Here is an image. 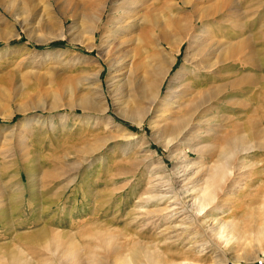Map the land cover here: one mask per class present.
I'll return each instance as SVG.
<instances>
[{"label":"rangeland","instance_id":"obj_1","mask_svg":"<svg viewBox=\"0 0 264 264\" xmlns=\"http://www.w3.org/2000/svg\"><path fill=\"white\" fill-rule=\"evenodd\" d=\"M99 1L106 6L101 21L92 10L97 0H0L11 5H0V247L30 239L33 250L24 249L31 264H98L103 234L114 236L108 250L134 240L147 245V211L165 205L147 202L148 191L204 187L223 161L225 136L245 135L240 148L251 150L223 161L235 169L227 185L239 195L230 203L236 210L222 216V234L178 245L168 260L209 264L214 246L224 264H264V0ZM106 30L112 35L103 42ZM188 35L195 41L180 44ZM120 56L130 82L124 73L109 86V63ZM174 59L162 103L183 84L185 102L214 93L190 138L179 140L160 125L175 124V111L142 117L146 101L131 85L133 76L149 68L152 78ZM200 61V72L189 71ZM182 66L181 79L174 74ZM83 96L96 109L83 112ZM258 127L263 135H252ZM262 189L255 205L241 197ZM44 226L64 234V243L46 247L42 234L28 239Z\"/></svg>","mask_w":264,"mask_h":264},{"label":"bare ground","instance_id":"obj_2","mask_svg":"<svg viewBox=\"0 0 264 264\" xmlns=\"http://www.w3.org/2000/svg\"><path fill=\"white\" fill-rule=\"evenodd\" d=\"M229 1L231 0H224L223 2L226 4V3H230ZM97 2L98 3H93L92 10L93 12H96V13L100 11L98 18L97 19L95 18V19L98 21H101L102 13L104 12L106 6L105 4L103 5L102 4L103 2L101 3V1L99 0H97ZM182 3L187 4L188 2L182 1ZM0 5L6 10H8L7 7L10 4L4 5L1 3ZM132 7L133 6H131V8ZM194 8H196V6ZM122 10L123 11L127 10L125 11V13L129 14L131 13L132 9L129 10L125 6L124 8L122 7ZM89 17H91L90 14H89ZM60 22H62V20ZM60 24H61V27H60L59 36H63L64 34L63 33L64 32L63 23H60ZM130 25L131 26L135 25V22L132 24H129V26ZM180 25L182 26V22ZM120 31H123V30H119L117 28V30H114L113 32L120 33ZM180 31H181V28H180ZM106 32H108V30H106L104 35L102 36L103 42L109 41L108 36L112 35L111 33L107 34ZM196 35H188L185 38V40H182L180 42V44L183 43L184 41H187L189 44L194 42ZM39 41L41 40H38V42ZM240 43H243V41H241ZM247 45H250V44H247ZM248 48L250 47L248 46ZM177 51L179 50H176V52ZM125 61H127L126 56H120V57H116L115 60H112L109 63V72H110V78H111L110 80H112L109 83V86L110 85L117 86L119 82L123 80L122 76L124 73H127L125 80L128 81L131 79V78L129 79V75H130L129 70L123 69L125 65ZM202 61H200L199 63L192 64V67H190L189 71H192L193 74L194 73L197 74L198 72H200L201 69L204 67L203 65H201ZM174 62H175V59L172 60L170 64L168 63V67L166 68V70L164 69L163 72L158 73V75L152 78H148V75L150 76L152 73L149 70V68H147L148 70H146L142 78L141 76L132 77L131 85H132V90L134 91L135 95L143 99V101L144 100L146 101V108L145 110H142L144 111L142 117L145 118L148 113L153 111L154 114H156L155 116H157L159 119L160 117H162L165 110L170 111L172 109L173 112L175 111V114H174L175 124L170 125V124H167L161 121L160 125H161L162 133H167L171 139L179 140L180 138L189 137V133H191V131L197 126L196 123L199 122V121L196 122V120H199V118L196 119V115L198 111L202 109L204 105L208 107L206 111L210 108L208 105H210L211 103L210 100L213 97L214 93L213 91L209 92L206 98L201 103H198V104L196 101L194 102L193 99H188V101L185 102L181 100L182 99L181 95L186 94L185 92L187 91L188 87H187V84H183L182 86H176L173 88L171 87L170 96L168 95V99H166V101L162 103L161 102L162 100H159L161 99L159 97L161 95V89L164 84L163 76L170 70ZM138 65L140 68V64ZM147 65L146 67H148ZM209 66H211V64H209ZM184 69L185 67L182 66L179 70L175 72L174 76L177 78L180 77L182 79L181 75ZM137 100L139 99L137 98ZM97 104L98 103L92 100L89 96H83L82 99L78 103V107H80L83 110V112H86L87 109L89 110L96 109ZM103 110H105V108H103ZM131 117H130V120L132 123L136 125L142 124L141 120L136 119V118H131ZM154 122H155L154 120L150 122L152 124V127L159 124L158 122L157 124H154ZM261 130L259 129L257 131H250V133H252V135L262 133L263 135L264 131L262 130L263 131L262 132ZM227 135L225 136V138L227 137L228 141L223 146L224 147L223 148V156H224L223 161L224 159L226 160L233 156H237V158L240 159V156L244 155L245 152L251 150L250 147L240 148V147H245L248 144L247 141H245L247 136L241 135L240 138L239 136L237 137L234 136L233 137L234 139L229 138L230 139L229 140ZM152 136H154L153 133H152ZM244 136L246 137L245 140H244ZM256 136L260 137L259 135H256ZM223 161L219 163L218 165H216L215 168L212 170V172L207 174V183L204 187L200 189L198 187L199 190L196 188L190 189L187 186L186 187L181 186L179 188L180 189L179 191H176L174 189L173 190H170V189L169 190H161V189L158 190L157 189L156 191H151L152 193L148 191L149 195L147 196V202H151L153 206L158 205V203H165V205H163L162 207L156 206V208H153L152 210L147 211V214L150 213L153 216L151 219L147 220V245L143 244L142 242L134 240L128 244L125 243V245L115 244L112 246V248L108 250V248L112 244V241L114 240V236L108 233L107 235L103 234V236L100 238L101 239L100 243L104 247L103 248L101 246L105 250L104 251L105 253H102L101 255H99L98 264H172L168 260V258L169 256H171L172 250L176 249L178 245H182V246L187 245V244L196 245L199 243L200 239L202 240V242L205 239L204 241L206 242V239L208 240L212 239L211 236L213 235L215 236L221 235L223 232V229H225L226 227V220L222 216L230 215L236 210L235 209L236 204H232L230 206V203H233L234 201H232V199L233 198L236 199V196L238 197L239 195L237 194V190L234 188V186H232V184L229 185V187L227 185L229 182L233 183L232 178L235 175V169L234 167L229 166L230 164L228 165L227 162H223ZM261 191H263V189L259 190L256 193L253 192L254 194L249 193V194L242 195L241 197L245 198V202L247 205L249 206L255 205L258 202V200H261V197H260ZM187 193L191 195L190 202L185 201L184 200L185 197L182 198V196ZM263 196H264V191H263ZM229 198H231L230 201L228 200ZM242 198H241V202H242ZM44 229L45 230H42L41 232L33 233V235L30 234V236H28V239L32 237L35 238L34 236L36 237L39 236L40 238V234H42V235H45L44 243H46V247L47 246L51 247L53 245L64 243L65 241L64 234L59 235L56 232H52L50 229H48V227ZM25 241L26 242H23V245L19 247L15 246V247L9 248L7 246H1L0 247V264H31V261L29 260V257L24 248H28L31 250L32 242L30 239L29 241L28 240H25ZM220 249L214 246L209 247V255H210L209 264H224V261L219 262V260L216 258L219 254H221ZM63 256L67 257V256H72V255L64 254ZM199 261L195 260L193 264H201V261L200 262ZM180 264H187V263H180Z\"/></svg>","mask_w":264,"mask_h":264}]
</instances>
